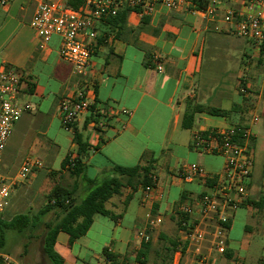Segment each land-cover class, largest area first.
<instances>
[{"label": "crops", "instance_id": "0c3cea01", "mask_svg": "<svg viewBox=\"0 0 264 264\" xmlns=\"http://www.w3.org/2000/svg\"><path fill=\"white\" fill-rule=\"evenodd\" d=\"M219 1L220 10L213 19L189 11L161 8L145 18L129 12L122 27H110L107 22L98 24L108 38L102 39L92 57L94 90L89 92L90 111L78 120L73 131L58 128L55 138L49 139L50 144L39 142L35 155L43 160V167L32 178L40 181L50 175L57 180L52 189L63 185L75 191V197L80 199L93 188V183L113 177L114 167L152 166L157 187L147 202L144 186L135 178L134 184L126 183L121 193L106 203L113 217L99 216L113 221L114 226L109 241L105 239L100 249L91 247L90 238L97 215L87 234L72 245L68 234L59 233L56 250L65 264H107L105 250L121 264H143L137 256L146 243L138 236L144 231L150 234V249L141 260H148L146 264L153 260L155 264L154 260H159L158 252L165 247L164 240L181 238L174 214L178 204L195 201L202 194L212 192L215 185L210 176L181 181L177 178L178 172L193 163L211 175L221 173L224 168L222 156L192 149L194 132L232 125L250 129L248 145L254 168L247 197L236 211L230 212L226 253L219 254L212 246L207 249V244L205 249L209 253L202 258V247L197 250L186 245L175 252L174 264H201L202 260L207 264H261L264 254V49L252 40L235 36L224 20L228 9L245 17L249 2ZM7 2L5 8L0 0V34L10 31L12 25L15 27L5 38L0 66H14L24 73L22 97L33 109L15 124L1 163L11 145L15 147L38 124L50 119L46 134L54 122L63 127L59 113L62 97L75 94L88 83L84 77L75 76L71 65L60 58L58 36H53L49 45L40 49L37 34L31 27L37 0ZM156 57L162 61V71L157 70ZM111 105L118 113L109 129L99 132L92 121ZM194 105L223 110L227 116L196 113L193 126L185 129L184 116ZM120 111H129L131 115L125 116ZM254 115L258 117L256 122ZM76 132H83L91 147L83 161L85 171L80 176L63 168L68 154L79 150ZM172 160L174 164L169 165ZM175 165L177 169L171 168ZM54 166L58 169H52ZM0 171L3 170L0 168ZM15 190L5 215L14 206ZM4 220L10 221L5 217ZM155 220L160 223L152 228ZM209 226L211 230L213 225ZM206 243L211 245V237ZM43 264L52 263L46 257Z\"/></svg>", "mask_w": 264, "mask_h": 264}, {"label": "built area", "instance_id": "2783aa9c", "mask_svg": "<svg viewBox=\"0 0 264 264\" xmlns=\"http://www.w3.org/2000/svg\"><path fill=\"white\" fill-rule=\"evenodd\" d=\"M249 2V8L244 17L241 12L228 9L225 22L230 31L238 37L252 40L258 48L264 49V0H240ZM3 7H8L7 0H1ZM219 0H209L203 9L190 0H83L80 8L69 6L59 0H37L31 27L35 30L40 49H45L53 36L60 38L59 56L71 65L75 76L84 77L85 87L75 94L62 97L59 113L63 127L73 131L78 120L90 111L92 105L89 92L94 84L92 72L93 53L100 46L102 39L108 38L101 33L98 24L117 17L122 11L134 12L140 18L153 16L163 8L175 12H192L203 18L213 19L220 10ZM157 70H163L160 57L155 58ZM89 80V81H87ZM25 83L24 73L10 65L0 66V163L13 132L15 124L26 113L31 111L32 104L23 101L22 90ZM247 93V90L243 89ZM118 113L114 106H109L105 112L99 113L92 123L104 132L110 127V122ZM120 114L130 116L129 111ZM258 117L254 115L253 121ZM126 125H124L125 127ZM251 132L248 127L232 125L228 128L196 130L193 134L191 147L194 151L222 156L225 160L221 173L209 174L199 164H189L178 172L181 181H190L196 177L215 181L213 191L202 194L195 201L178 204L174 214L179 226L181 242L177 252L184 246H192L197 250L211 237V246L219 254L226 253L227 238L231 222V213L236 211L248 195V184L252 178L254 158L249 150ZM66 169H73L78 160V150L71 151ZM43 167V160L36 156H28L13 179L0 173V222L10 207L12 192L17 183L32 178ZM153 184L145 189V201H150L151 194L157 187V179L152 176ZM160 220L152 222V228ZM213 225L211 230L210 226ZM209 229V231H208ZM141 240L148 242L151 237L147 231L140 232ZM107 264L111 259L106 257ZM0 264H16L9 255L0 251ZM201 264H207L202 260ZM261 264H264V254Z\"/></svg>", "mask_w": 264, "mask_h": 264}, {"label": "trees", "instance_id": "16d2710c", "mask_svg": "<svg viewBox=\"0 0 264 264\" xmlns=\"http://www.w3.org/2000/svg\"><path fill=\"white\" fill-rule=\"evenodd\" d=\"M190 1L201 9L205 8L209 2V0ZM65 2L69 6L77 9L83 4V0H66ZM128 14V11H122L117 17L108 20L107 24L110 27H117L118 25L120 27L125 26ZM202 112L214 116H227L226 111L202 105H194L184 116L183 128L190 129L193 126L195 114ZM75 142L79 146L78 160L75 167L69 169V172L72 175L80 176L85 171L83 161L89 156L91 147L88 143V138L83 132H76ZM67 164L68 159L66 158L63 166L64 169H66ZM113 171L115 173L113 177L93 183V188L87 192L83 199H77L75 197V191L69 190L63 185H57L51 190L47 204L40 209L37 215L21 214L9 222L2 220L0 222V251L4 253L3 247L7 230L16 229L23 232L30 229L34 231L44 224V216L57 209L60 211L57 219L54 222L45 224L46 231L42 238V251L52 264H65L64 258L56 250L59 233L64 232L68 234L70 237L69 244L72 245L77 239L87 234L96 215L100 214L113 217L112 213L106 208V203L115 195L120 194L126 183L134 184V179L137 178L138 182H141L144 187L153 184L152 166H136L134 168L114 167ZM167 241L169 243H166L165 247L158 252L159 260H155V264H173V256L177 248L182 245V242L180 239H169ZM149 249L150 242L144 243L143 250L137 256V259L143 264H146L148 260H141V258L147 255ZM104 254L111 259L110 264H121L109 250H105Z\"/></svg>", "mask_w": 264, "mask_h": 264}, {"label": "rangeland", "instance_id": "374dc122", "mask_svg": "<svg viewBox=\"0 0 264 264\" xmlns=\"http://www.w3.org/2000/svg\"><path fill=\"white\" fill-rule=\"evenodd\" d=\"M14 27L15 26L12 25L10 31H12ZM10 31L7 30L6 32L0 34V51H3L2 49L5 48V44H6L5 38L9 35ZM49 124H50V119L46 120L42 124H38V126H35L33 128L34 130L27 133L25 136L21 137L20 140L16 143L15 147L11 145L9 149V153L6 156L4 163L0 164V168L3 170L2 172L0 171L2 175L10 179L15 178L24 160L30 155H35V151L36 152L38 151V147L40 146L39 142L42 141L45 142L46 144H50L51 142L49 141V139L55 138V134L58 132V128H62V130L64 128L61 127L60 123L54 122L52 125H50L49 134H46ZM163 161L164 160H162V162ZM172 164H174L173 160L171 161V163H169V165ZM177 165L171 166V168L177 169L178 168ZM52 169H58V166H54V168ZM48 176H49L48 178L45 179L43 178L40 181H35V179L33 178H28L24 181L17 183V185L14 188L16 189L14 206L12 207L11 210L8 211L9 212L8 215H5V218L11 220L12 218L14 217L16 218L21 214H28L31 216L37 215L40 209L47 204L49 193L57 181L52 176L50 175ZM86 194L87 192H85L80 199H83L86 196ZM59 213L60 211L57 209L48 213L46 216L43 217L44 224H42L39 228L35 229L34 231L30 229L23 232H20L16 229L7 230L5 235L3 252L9 255L10 258L16 264H43V258H46L42 251V238L46 231L45 224L54 222L57 219ZM109 224L111 228L109 227ZM249 224L253 225L251 221L249 222ZM113 226H114L113 221H109V219H107L106 217L97 215L96 223L93 226V229L90 233L91 247L95 249H100L102 242L105 239L108 240L112 236ZM179 236L181 235L179 234ZM165 243L168 244L169 241L166 240ZM205 243L202 246V253H203V255H201L202 258L206 257L207 256L206 254L209 253L205 249L206 245L208 244L207 249H210L211 246L210 243H206V244ZM152 261L153 260H151L150 264L153 263ZM172 261L174 264L175 263L174 256ZM187 264H191V263L188 262Z\"/></svg>", "mask_w": 264, "mask_h": 264}]
</instances>
